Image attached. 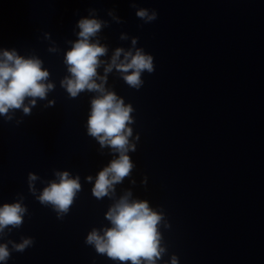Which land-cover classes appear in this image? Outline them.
Listing matches in <instances>:
<instances>
[{"label": "water", "instance_id": "1", "mask_svg": "<svg viewBox=\"0 0 264 264\" xmlns=\"http://www.w3.org/2000/svg\"><path fill=\"white\" fill-rule=\"evenodd\" d=\"M138 8L155 10L157 19L144 24ZM88 9L109 25L98 36L108 47L101 59L128 50L134 37L153 57L155 70L142 74L139 90L115 70L106 87L134 108L130 127L139 135L129 153L136 184L125 179L116 196L130 189L163 209L170 225L160 229L167 254L157 264H171L172 255L178 264H264V0H0V49L40 58L55 84L31 115L0 117V205L19 194L28 210L0 243L34 239L6 264H118L84 243L92 228L110 226L104 216L112 203L94 198L85 182L112 159L86 134L96 93L69 98L59 83L70 75L63 54ZM97 71L103 75V66ZM54 171L79 175L81 183L62 220L27 185L28 173L37 175L39 193Z\"/></svg>", "mask_w": 264, "mask_h": 264}, {"label": "clouds", "instance_id": "2", "mask_svg": "<svg viewBox=\"0 0 264 264\" xmlns=\"http://www.w3.org/2000/svg\"><path fill=\"white\" fill-rule=\"evenodd\" d=\"M130 7L137 8L135 2H130ZM87 11L89 16L79 19L76 24L79 29L77 39L68 42L71 47L63 54V63L70 75L63 77L59 83L69 98H77L83 92L96 93L90 99L86 134L94 138L101 149L109 148L112 159L95 178L86 176L85 182L92 184L91 194L94 198L100 200L107 197L112 203L104 216L110 226L92 228L84 243L94 248L98 255H104L118 264H157L167 254L160 229H168L170 225L163 209H154L147 200L134 198L130 189L116 196V186L125 179L132 186L136 184L135 179H132L135 164L129 153L136 151L139 135L133 137L130 127L134 123V108L106 87L108 75L115 70L128 87L139 90L144 83L142 74H152L155 70L153 57L136 47L138 38L134 37L131 40L132 47L128 50L117 47L109 61L101 59L107 55L108 47L101 44L98 36L109 25L96 18V9ZM108 15L113 14L110 11ZM135 16L148 24L157 19V12L138 8ZM113 19L117 23L124 22L114 16ZM120 39L127 40L129 37L122 34ZM49 51L56 52L57 49L50 48ZM101 66L103 75L97 71ZM54 88L50 73L40 58L35 55L21 56L15 49H0V117L5 122L12 121L17 110H21L24 116L31 115V107L36 106L37 98L46 100ZM26 100L28 106L25 105ZM54 103L48 100L46 107L54 106ZM20 123L21 120H16V124ZM53 174L55 179L47 181V186L39 193L34 185L40 177L29 172L27 185L31 195L42 206H51L56 218L62 220L81 191L80 177H73L68 171H54ZM146 184L147 177H144L141 185ZM23 201L24 197L18 194L15 202L0 205V240L22 226L23 218L28 214ZM33 244L32 237H21L19 243L12 240L0 243V264H6L11 252L23 253ZM171 264H178L177 256H171Z\"/></svg>", "mask_w": 264, "mask_h": 264}]
</instances>
